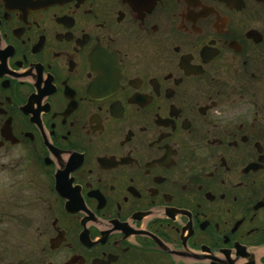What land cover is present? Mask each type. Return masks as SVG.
Listing matches in <instances>:
<instances>
[{"label": "flooded vegetation", "instance_id": "flooded-vegetation-1", "mask_svg": "<svg viewBox=\"0 0 264 264\" xmlns=\"http://www.w3.org/2000/svg\"><path fill=\"white\" fill-rule=\"evenodd\" d=\"M0 264H264V0H0Z\"/></svg>", "mask_w": 264, "mask_h": 264}]
</instances>
